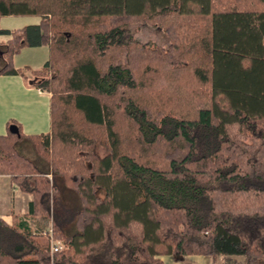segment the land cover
Instances as JSON below:
<instances>
[{"label": "trees", "instance_id": "16d2710c", "mask_svg": "<svg viewBox=\"0 0 264 264\" xmlns=\"http://www.w3.org/2000/svg\"><path fill=\"white\" fill-rule=\"evenodd\" d=\"M4 15L39 17L0 28V73L49 92V130L0 134V174L31 195L0 217V264H264V0H0ZM38 44L40 68L12 65Z\"/></svg>", "mask_w": 264, "mask_h": 264}, {"label": "crops", "instance_id": "0c3cea01", "mask_svg": "<svg viewBox=\"0 0 264 264\" xmlns=\"http://www.w3.org/2000/svg\"><path fill=\"white\" fill-rule=\"evenodd\" d=\"M24 16L33 18L36 15ZM38 20L39 17L36 16L35 19H31L23 25L35 24ZM0 28L5 27L0 26ZM7 38L8 34L0 33V44ZM22 50H25L24 52L28 50L32 56L24 55V58L21 57L18 60L17 56ZM32 51L35 53L34 55H37L36 57L33 56ZM46 58L47 47L45 44L26 45L13 54L11 63L14 67L25 66L30 69H38ZM24 72L26 75L29 74L28 70H24ZM26 78L20 74L0 73V134L5 132L6 124L10 120L18 123L23 133H41L49 130V92L30 85ZM21 144L25 143H20V147L22 146ZM30 197L29 193L19 190L9 180L7 174H0V217L3 220L7 223L22 220ZM49 222L47 217L35 216L30 220L29 224L34 229H48ZM160 259L163 264H219L218 260H213L207 255L193 253L179 257L162 254Z\"/></svg>", "mask_w": 264, "mask_h": 264}, {"label": "rangeland", "instance_id": "374dc122", "mask_svg": "<svg viewBox=\"0 0 264 264\" xmlns=\"http://www.w3.org/2000/svg\"><path fill=\"white\" fill-rule=\"evenodd\" d=\"M35 18H36V16H33V18H30L29 16H24V15L23 16H21V15H18V16H1L0 17V26L5 27V28L15 29V28L22 26L23 24H26L27 22H29V20L35 19ZM130 28L132 29L134 36L141 41L149 40L153 44H158V45H166L167 44V39H166V36L164 35L163 31L156 26H150V25H147V24L142 23V22H136V23H132L130 25ZM24 51L25 50H22L20 52V54H18V56H17L18 60L21 57L24 58V55H29V56L31 55L32 56V54H30L31 52H28V50L26 52H24ZM34 54L35 53L33 52V56L36 57L37 55H34ZM30 76L31 75L29 73L27 75V77L31 78ZM21 145L22 146L20 147V143L18 144V149L20 152H22L23 154H25L26 156H28L32 159H36V157L34 156V154L30 148L28 151V148H27L28 145L26 143L21 144ZM94 148H95V151L97 152L98 155H102L106 152V150L100 144H95ZM36 162L40 163V161L37 159H36Z\"/></svg>", "mask_w": 264, "mask_h": 264}, {"label": "built area", "instance_id": "2783aa9c", "mask_svg": "<svg viewBox=\"0 0 264 264\" xmlns=\"http://www.w3.org/2000/svg\"><path fill=\"white\" fill-rule=\"evenodd\" d=\"M48 236H49V250L56 251L62 247V242L58 239H55L51 236L50 228H48Z\"/></svg>", "mask_w": 264, "mask_h": 264}]
</instances>
